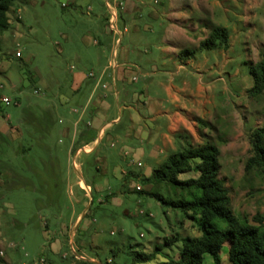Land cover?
Segmentation results:
<instances>
[{"label": "rangeland", "instance_id": "1", "mask_svg": "<svg viewBox=\"0 0 264 264\" xmlns=\"http://www.w3.org/2000/svg\"><path fill=\"white\" fill-rule=\"evenodd\" d=\"M9 19L0 53V264H82L91 257L136 264L137 254L152 257L139 264L179 262L183 241L202 238L198 213L159 201L190 202L195 192L147 182L143 173L154 167L136 155L112 158L117 172L104 192L93 185L107 169L92 159L78 178L75 163L83 158L43 123L46 108L68 105L79 73L111 95L115 116L118 104L135 105L134 96L166 102L172 117L158 126V161L189 147H216L234 216L264 233V166H248L254 133L264 128V92L251 93L250 75L264 59V0H16ZM216 28L227 31V45L202 47ZM86 38L102 46H88ZM99 52L109 58V77L100 73ZM197 166L178 180L197 179ZM111 198H118L113 205ZM228 250L226 244L222 264H229ZM202 264L214 262L206 255Z\"/></svg>", "mask_w": 264, "mask_h": 264}, {"label": "crops", "instance_id": "2", "mask_svg": "<svg viewBox=\"0 0 264 264\" xmlns=\"http://www.w3.org/2000/svg\"><path fill=\"white\" fill-rule=\"evenodd\" d=\"M14 13L16 16H19L17 20V22H19L21 20V10L16 9ZM11 29L12 21L10 20L7 32ZM7 32H5V34ZM5 34L1 37V43ZM87 40H89L88 46H102L100 40L93 39L92 43L90 39ZM106 56L105 52H99L100 62L104 61L103 65H100V73L107 72V76L109 77L112 71L109 69V58H106ZM89 59L91 60L92 56H89ZM121 71L122 69L119 72ZM2 72L0 67V74H2ZM107 80L109 81V79ZM107 80L104 79L103 83H106ZM72 81L74 82L72 85L73 89L71 88L65 102H63L68 105L60 103V105L46 108L44 110L45 123L43 124L47 127V132L57 129L60 138L59 144L65 145L68 153L75 151L76 159L83 158L81 164L75 163L78 178L81 179L87 161L92 159L96 163L95 165L97 168L103 167L107 169L103 171L104 176L103 178L101 177L102 179L97 178L98 181L96 182L95 178L93 186L97 188L98 191L102 192L105 191L102 185H108V189H111V180L115 178L117 172V170H113L112 167H116V164L111 162V160L113 157L124 160L126 153L136 155V160L146 167H149V165L154 167L148 168L147 171L143 173L145 178H150L154 170L156 171L157 167L163 163L158 161V141L162 137V134L158 130V126L162 125V122L166 119H171L172 117L170 116L171 112H169L165 105L166 102L158 100L152 105L150 101L142 103L139 97L134 96L133 102L135 105L120 106L118 104L119 114L115 116L111 114L114 106L113 103L110 102L111 95L97 86L98 82L96 85L85 82L86 77L81 73L75 74ZM119 98L120 93L118 92L117 103ZM124 112H126L127 115L121 116ZM171 133L173 134V132ZM82 167L83 170H81ZM117 168L121 169V167L118 166ZM135 168L136 167L132 165L127 167L129 172L131 171L134 173L137 172ZM79 170L80 173L78 172ZM137 174L138 173L135 175ZM101 180L103 181L102 184ZM80 184V188L84 192L87 191V189L91 191L90 185L84 186L82 182ZM115 199L118 198H111L110 200L112 202L110 201L108 203L112 205L115 204ZM120 202L122 203V201ZM85 213H87V211L78 216L77 222L82 219ZM69 244H71V240ZM55 247L56 245L51 242L52 251ZM82 259L87 261L86 258ZM90 261L95 264H100L98 259L94 257H91Z\"/></svg>", "mask_w": 264, "mask_h": 264}, {"label": "trees", "instance_id": "3", "mask_svg": "<svg viewBox=\"0 0 264 264\" xmlns=\"http://www.w3.org/2000/svg\"><path fill=\"white\" fill-rule=\"evenodd\" d=\"M16 0H0V53L1 37L9 28V13ZM228 35L223 28L212 31L209 39L201 43L204 48L217 45H227ZM188 53V51H186ZM254 80L252 94L264 92V59L250 68ZM252 144L255 156L248 166L256 164L264 166V128L258 129L253 136ZM218 149L214 146L189 147L186 150L170 156L147 182H166L180 188L195 192L190 202H169L159 199L162 205L183 210L194 211L201 216L199 226L202 238L183 241V256L179 262L161 264H202L204 257L209 255L214 264H222L221 251L229 244V264H264V233L257 228L244 225L234 216L231 209V198L228 190L219 179L220 166ZM198 162L196 167L199 177L182 182L178 176L185 173L192 162ZM224 224L226 228H221ZM152 260L146 255H136L135 263H145ZM82 264H95L83 261Z\"/></svg>", "mask_w": 264, "mask_h": 264}, {"label": "built area", "instance_id": "4", "mask_svg": "<svg viewBox=\"0 0 264 264\" xmlns=\"http://www.w3.org/2000/svg\"><path fill=\"white\" fill-rule=\"evenodd\" d=\"M114 20V16L112 18ZM17 58H20L21 57V54L20 53H17L16 54ZM3 103H5L7 106L11 105L12 104V100L8 99V98H3ZM137 190H141L140 187L137 188ZM140 214H143V212H141Z\"/></svg>", "mask_w": 264, "mask_h": 264}]
</instances>
